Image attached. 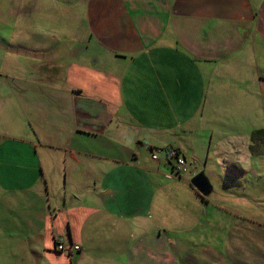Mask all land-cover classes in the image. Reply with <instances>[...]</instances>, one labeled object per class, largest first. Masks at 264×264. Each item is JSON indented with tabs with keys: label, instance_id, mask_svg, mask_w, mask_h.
Here are the masks:
<instances>
[{
	"label": "crops",
	"instance_id": "crops-1",
	"mask_svg": "<svg viewBox=\"0 0 264 264\" xmlns=\"http://www.w3.org/2000/svg\"><path fill=\"white\" fill-rule=\"evenodd\" d=\"M74 9L0 55V264H264V0Z\"/></svg>",
	"mask_w": 264,
	"mask_h": 264
},
{
	"label": "rangeland",
	"instance_id": "rangeland-1",
	"mask_svg": "<svg viewBox=\"0 0 264 264\" xmlns=\"http://www.w3.org/2000/svg\"><path fill=\"white\" fill-rule=\"evenodd\" d=\"M84 2L85 0H0V55L4 51L11 53L24 52V48L20 46L18 49L16 48L18 46L15 45L14 41L24 42L32 40L33 42L38 41L46 44V42H49L46 39H51V36L56 39L55 49L59 45L61 49V45L66 43L65 40L67 39H64L63 32L59 30L65 23H79L81 21V15L78 12L72 14V11L75 10L74 8L83 7ZM69 7L73 10L69 11ZM2 40L9 41L11 44L8 45L7 42L5 43ZM30 48L31 46H28L25 49L30 50ZM50 51L51 49L38 50L33 51V54L40 52L39 54L43 53L45 56L47 54L50 56ZM141 147L140 145L137 146L138 149L147 153L149 157L151 151H153L163 161V154L157 151L160 147ZM187 163L189 172L181 176L186 177L190 181L194 170H197L198 173L202 172L203 169L196 166V164L191 165L189 154H187ZM201 165H203V160Z\"/></svg>",
	"mask_w": 264,
	"mask_h": 264
},
{
	"label": "built area",
	"instance_id": "built-area-1",
	"mask_svg": "<svg viewBox=\"0 0 264 264\" xmlns=\"http://www.w3.org/2000/svg\"><path fill=\"white\" fill-rule=\"evenodd\" d=\"M164 156V161L169 165L170 171L175 176H181L184 173H188V163L183 153L173 147H162L157 150ZM150 158L152 160H158L159 157L151 151ZM54 252L70 254L71 252L78 251L79 246L74 243H63L62 239L58 238L54 241Z\"/></svg>",
	"mask_w": 264,
	"mask_h": 264
},
{
	"label": "water",
	"instance_id": "water-1",
	"mask_svg": "<svg viewBox=\"0 0 264 264\" xmlns=\"http://www.w3.org/2000/svg\"><path fill=\"white\" fill-rule=\"evenodd\" d=\"M189 182L201 194H206L210 191L209 182L202 172L194 174Z\"/></svg>",
	"mask_w": 264,
	"mask_h": 264
}]
</instances>
